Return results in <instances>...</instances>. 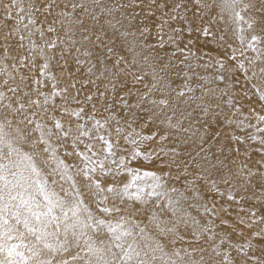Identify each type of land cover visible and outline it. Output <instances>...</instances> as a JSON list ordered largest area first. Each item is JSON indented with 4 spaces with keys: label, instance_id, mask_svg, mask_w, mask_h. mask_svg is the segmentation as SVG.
<instances>
[{
    "label": "bare ground",
    "instance_id": "bare-ground-1",
    "mask_svg": "<svg viewBox=\"0 0 264 264\" xmlns=\"http://www.w3.org/2000/svg\"><path fill=\"white\" fill-rule=\"evenodd\" d=\"M0 264H264V0H0Z\"/></svg>",
    "mask_w": 264,
    "mask_h": 264
}]
</instances>
